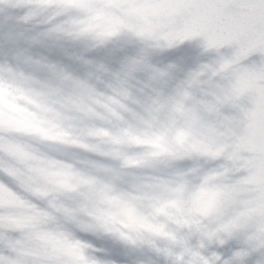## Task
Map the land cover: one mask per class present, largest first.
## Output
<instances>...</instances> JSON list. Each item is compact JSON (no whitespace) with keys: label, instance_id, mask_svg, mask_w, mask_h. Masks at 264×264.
<instances>
[{"label":"snow or ice","instance_id":"snow-or-ice-1","mask_svg":"<svg viewBox=\"0 0 264 264\" xmlns=\"http://www.w3.org/2000/svg\"><path fill=\"white\" fill-rule=\"evenodd\" d=\"M0 264H264V0H0Z\"/></svg>","mask_w":264,"mask_h":264},{"label":"water","instance_id":"water-1","mask_svg":"<svg viewBox=\"0 0 264 264\" xmlns=\"http://www.w3.org/2000/svg\"><path fill=\"white\" fill-rule=\"evenodd\" d=\"M253 58H255V57H253ZM27 121H24V123H26Z\"/></svg>","mask_w":264,"mask_h":264}]
</instances>
